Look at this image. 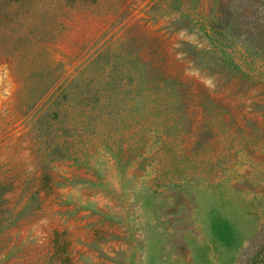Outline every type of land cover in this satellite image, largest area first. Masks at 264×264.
Segmentation results:
<instances>
[{
    "label": "rangeland",
    "instance_id": "rangeland-1",
    "mask_svg": "<svg viewBox=\"0 0 264 264\" xmlns=\"http://www.w3.org/2000/svg\"><path fill=\"white\" fill-rule=\"evenodd\" d=\"M198 1L206 10L210 0ZM152 3L0 0V264H264V135L199 150L197 160H224L197 165L192 178L159 153L136 170L99 152L86 165L41 158L35 113L82 106L83 86L110 80L117 54L227 96L180 54V42H208L202 29H176V14ZM260 100L258 89L224 99L246 131L242 116L264 133V107L251 106Z\"/></svg>",
    "mask_w": 264,
    "mask_h": 264
},
{
    "label": "trees",
    "instance_id": "trees-1",
    "mask_svg": "<svg viewBox=\"0 0 264 264\" xmlns=\"http://www.w3.org/2000/svg\"><path fill=\"white\" fill-rule=\"evenodd\" d=\"M59 1L73 7L97 0ZM158 2L176 14L171 26L185 33L202 29L208 42H180V54L200 76L211 78L213 87L228 91L227 96L192 92L161 65L141 60L133 52L128 57L117 54L110 65V80H95V90L83 86L82 106H46L35 113L33 127L44 137L38 148L44 161L71 159L86 165L85 160L99 152L114 164L136 170L145 168L150 153H159L163 160H179L178 178H192L197 165L207 168L224 160L212 154L197 160L199 150L227 140L247 143L264 135L253 119L242 116L249 124L246 131L224 101L254 89L264 95V0H210L206 10L198 0H153L150 8L160 7ZM112 84L110 90L100 87ZM251 106L264 107V103L255 101ZM153 139L156 145H148ZM46 167L42 174L48 173ZM187 168L191 171L185 172Z\"/></svg>",
    "mask_w": 264,
    "mask_h": 264
},
{
    "label": "clouds",
    "instance_id": "clouds-1",
    "mask_svg": "<svg viewBox=\"0 0 264 264\" xmlns=\"http://www.w3.org/2000/svg\"><path fill=\"white\" fill-rule=\"evenodd\" d=\"M211 83H212V81H211V78H209V80H208V82H207L206 86H210V85H211Z\"/></svg>",
    "mask_w": 264,
    "mask_h": 264
}]
</instances>
